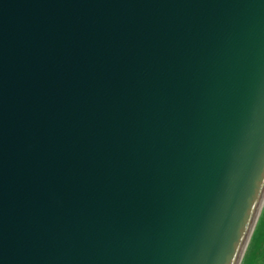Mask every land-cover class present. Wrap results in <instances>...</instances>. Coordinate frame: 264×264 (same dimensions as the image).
I'll return each mask as SVG.
<instances>
[{"label": "water", "instance_id": "obj_1", "mask_svg": "<svg viewBox=\"0 0 264 264\" xmlns=\"http://www.w3.org/2000/svg\"><path fill=\"white\" fill-rule=\"evenodd\" d=\"M264 205V0H0V264H241Z\"/></svg>", "mask_w": 264, "mask_h": 264}, {"label": "rangeland", "instance_id": "obj_2", "mask_svg": "<svg viewBox=\"0 0 264 264\" xmlns=\"http://www.w3.org/2000/svg\"><path fill=\"white\" fill-rule=\"evenodd\" d=\"M262 225H264V206L241 264H264V227Z\"/></svg>", "mask_w": 264, "mask_h": 264}, {"label": "snow or ice", "instance_id": "obj_3", "mask_svg": "<svg viewBox=\"0 0 264 264\" xmlns=\"http://www.w3.org/2000/svg\"><path fill=\"white\" fill-rule=\"evenodd\" d=\"M262 227H264V225H262Z\"/></svg>", "mask_w": 264, "mask_h": 264}, {"label": "trees", "instance_id": "obj_4", "mask_svg": "<svg viewBox=\"0 0 264 264\" xmlns=\"http://www.w3.org/2000/svg\"><path fill=\"white\" fill-rule=\"evenodd\" d=\"M260 222V221H259ZM259 224V223H258Z\"/></svg>", "mask_w": 264, "mask_h": 264}, {"label": "bare ground", "instance_id": "obj_5", "mask_svg": "<svg viewBox=\"0 0 264 264\" xmlns=\"http://www.w3.org/2000/svg\"><path fill=\"white\" fill-rule=\"evenodd\" d=\"M264 206V205H263Z\"/></svg>", "mask_w": 264, "mask_h": 264}]
</instances>
